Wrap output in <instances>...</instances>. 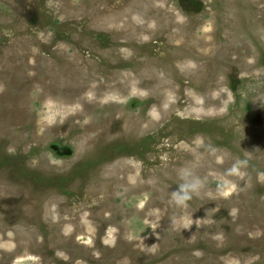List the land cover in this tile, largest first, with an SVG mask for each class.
<instances>
[{
    "label": "rangeland",
    "instance_id": "obj_1",
    "mask_svg": "<svg viewBox=\"0 0 264 264\" xmlns=\"http://www.w3.org/2000/svg\"><path fill=\"white\" fill-rule=\"evenodd\" d=\"M165 263L264 264V0H0V264Z\"/></svg>",
    "mask_w": 264,
    "mask_h": 264
},
{
    "label": "clouds",
    "instance_id": "obj_2",
    "mask_svg": "<svg viewBox=\"0 0 264 264\" xmlns=\"http://www.w3.org/2000/svg\"><path fill=\"white\" fill-rule=\"evenodd\" d=\"M241 163L242 162H238V164L231 169L230 174H238V175L241 174V173H239V167L241 166ZM222 194L227 195V194H230V193H222Z\"/></svg>",
    "mask_w": 264,
    "mask_h": 264
},
{
    "label": "bare ground",
    "instance_id": "obj_3",
    "mask_svg": "<svg viewBox=\"0 0 264 264\" xmlns=\"http://www.w3.org/2000/svg\"><path fill=\"white\" fill-rule=\"evenodd\" d=\"M166 264V263H165Z\"/></svg>",
    "mask_w": 264,
    "mask_h": 264
}]
</instances>
